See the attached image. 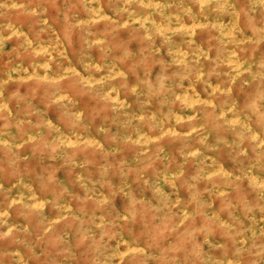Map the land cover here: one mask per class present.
<instances>
[{
	"label": "rangeland",
	"instance_id": "obj_1",
	"mask_svg": "<svg viewBox=\"0 0 264 264\" xmlns=\"http://www.w3.org/2000/svg\"><path fill=\"white\" fill-rule=\"evenodd\" d=\"M0 264H264V0H0Z\"/></svg>",
	"mask_w": 264,
	"mask_h": 264
}]
</instances>
